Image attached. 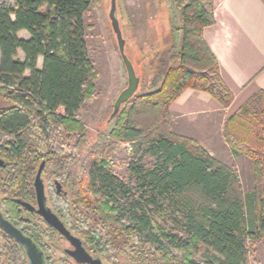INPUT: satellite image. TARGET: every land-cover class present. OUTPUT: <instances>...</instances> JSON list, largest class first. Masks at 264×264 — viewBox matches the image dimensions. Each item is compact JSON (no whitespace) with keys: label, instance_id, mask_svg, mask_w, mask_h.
Segmentation results:
<instances>
[{"label":"trees","instance_id":"16d2710c","mask_svg":"<svg viewBox=\"0 0 264 264\" xmlns=\"http://www.w3.org/2000/svg\"><path fill=\"white\" fill-rule=\"evenodd\" d=\"M93 2L0 0V132L11 136L0 143L2 155L23 175H34L45 158L48 175L64 180L78 212L88 216L82 222L95 223L81 232L101 227L112 250L137 264H245L264 239V92L222 127L234 153L252 162L249 219L237 169L170 130V103L184 89L206 91L224 107L233 98L202 37L213 21L210 0H175L181 24L168 38L176 43L175 31L180 38L159 86L135 94L111 120L108 136L133 143L126 174L114 171L103 133L81 174L67 170L87 136L78 111L93 96L98 76L84 21ZM21 30L28 38L18 36ZM18 185L15 179L12 188L19 191Z\"/></svg>","mask_w":264,"mask_h":264},{"label":"rangeland","instance_id":"374dc122","mask_svg":"<svg viewBox=\"0 0 264 264\" xmlns=\"http://www.w3.org/2000/svg\"><path fill=\"white\" fill-rule=\"evenodd\" d=\"M109 8L110 0H94L84 15L88 51L98 76L95 80L93 96L86 100L78 111L83 126L88 131L86 139L74 149L72 158H70L67 165L68 171L76 172L78 175L81 174L90 159L89 149L97 142L99 134H105L108 143L112 147L110 161L116 174L120 176L126 174L127 164L131 161L133 155L132 142L119 140L112 135L108 136L114 124L113 121H107L113 109L114 100L127 85L126 70L108 17ZM116 8L119 25L125 39V52L132 61L136 74L140 76V84L136 94L154 91L159 86L168 67L170 53L177 50L179 43L176 41V43L171 44L168 38L170 30L181 24L180 12L176 7L175 0H116ZM163 26L165 29H163ZM159 34L164 37V41L159 39ZM18 36L28 38L29 35L25 31H20ZM163 42H169L168 50L166 49V52L160 53L164 47ZM18 57L23 60L21 50L18 51ZM41 64L42 57H38L36 66L40 68ZM27 74L28 71L25 72V75ZM170 130L177 135H181L172 129L171 120ZM181 136L194 139L185 135ZM6 139L5 135L0 134L1 143ZM73 139L72 142L75 141L76 137L74 136ZM228 148L229 151L225 152L224 157L217 153L211 154L207 149H204L224 164L227 163L226 165L233 166L235 164L243 188L242 201L249 219L251 216L249 210L252 212V209H250L251 206L246 195L253 190L252 164L249 159L244 162L241 158H235L241 154H235L229 144ZM232 158H235L234 161ZM145 161L148 163L149 159L146 158ZM44 176L49 178V182H51V179L56 178L47 174ZM58 179L64 182L63 179ZM81 215L82 217L85 216ZM89 216L92 217L91 215ZM127 220L124 219L125 222ZM97 228V230H101V227ZM111 252L120 261H128V264H137L129 258L127 260L126 258L124 259L122 252L115 250ZM245 264H264V239L257 242L255 248L248 252Z\"/></svg>","mask_w":264,"mask_h":264},{"label":"crops","instance_id":"0c3cea01","mask_svg":"<svg viewBox=\"0 0 264 264\" xmlns=\"http://www.w3.org/2000/svg\"><path fill=\"white\" fill-rule=\"evenodd\" d=\"M210 2L213 21L202 28V37L233 94L232 101L224 107L210 93L186 88L170 103L169 113L175 132L196 139L211 154L224 157L229 151L222 134L224 121L252 95L264 92V0ZM173 34L180 38L179 32ZM235 158L244 162L249 159L244 155Z\"/></svg>","mask_w":264,"mask_h":264},{"label":"flooded vegetation","instance_id":"af4514ba","mask_svg":"<svg viewBox=\"0 0 264 264\" xmlns=\"http://www.w3.org/2000/svg\"><path fill=\"white\" fill-rule=\"evenodd\" d=\"M0 134L3 133L0 132ZM3 135L7 139L2 143L11 139L9 134ZM42 161L45 163L41 172L46 196L45 204L73 240L50 225L36 212L38 204L33 183ZM8 162L0 151V212L4 220L18 229L35 246V250L40 253L41 264H90L83 260L86 256L92 260H99L100 264H128V261H120L111 252L112 248L109 244L111 240L107 238L104 230L81 232V227L95 226V223L82 222L81 219H87L88 216L82 217L78 212V206L75 205L77 200L70 197L69 188L62 180L54 178L49 182V178L44 176L49 173L45 158L36 167L34 175L31 171L23 175L21 171H18L21 170L20 168L11 166ZM15 179H19V191L12 188ZM23 179H25V185L22 182ZM55 181L61 185L59 191L55 187ZM22 202L28 203L34 209L31 210L22 205ZM121 254L127 260L128 256L125 253ZM0 264H31L26 246L9 235L1 225Z\"/></svg>","mask_w":264,"mask_h":264},{"label":"water","instance_id":"95a60500","mask_svg":"<svg viewBox=\"0 0 264 264\" xmlns=\"http://www.w3.org/2000/svg\"><path fill=\"white\" fill-rule=\"evenodd\" d=\"M108 17L110 20L112 31L115 35L118 51L127 74V85L119 92L116 99L114 100L113 109L107 119V121L109 122L116 116V114L121 109V106L136 94L138 86L140 84V76L136 74L134 65L125 52V39L122 35V31L119 25V20L117 17L116 0H110ZM44 165L45 163L44 161H42L38 167L33 183L35 196L38 204V209L36 210V212L41 216H43V218L50 225L55 227L58 231H60L69 239L73 240V238L69 235V233L64 229L62 224L58 221L57 217L45 204L46 196L44 193V184L41 178V172L44 168ZM55 187L57 191L60 190L61 185L58 181H55ZM22 205L28 207L31 210L34 209V207L30 206L28 203L22 202ZM0 225L9 235H11L12 237H14L19 242L23 243L26 246L27 255L31 260V264H41L40 253H38L35 250V246L31 243V241L28 238L24 237L18 229H16L8 221L4 220L1 212H0ZM83 260L89 262L90 264H100L99 260H92L89 256H86Z\"/></svg>","mask_w":264,"mask_h":264}]
</instances>
